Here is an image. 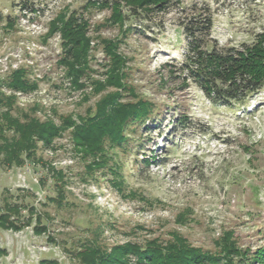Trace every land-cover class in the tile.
I'll use <instances>...</instances> for the list:
<instances>
[{
    "label": "rangeland",
    "instance_id": "1",
    "mask_svg": "<svg viewBox=\"0 0 264 264\" xmlns=\"http://www.w3.org/2000/svg\"><path fill=\"white\" fill-rule=\"evenodd\" d=\"M23 1L0 0V91L13 96L12 115L23 119L21 112H26L54 124L69 115L78 123L95 113L107 93L118 91L119 101L152 102L154 120L132 126L121 146H106L105 166L88 173L85 165L91 157L80 158L74 151L70 129L48 146L39 143L37 155L62 170L67 180L60 201L59 181L42 162L27 160L20 167L0 162V213H9L19 225L15 230L0 224V247L5 250L0 264H41L43 258L82 264L75 251L94 238L108 249L123 243L163 244L176 234L213 252L222 234L231 232L241 249L253 252L262 245L264 89L243 107L211 104L183 79L171 56L180 54L172 46L183 42L177 23L195 13L211 16L210 37L220 46L250 43L264 31V0H172L161 33L132 30L124 35L118 25L106 22L109 7L87 0H28L35 11L24 13L18 8ZM63 10L85 21L90 39L88 68L78 87L59 63L60 33L42 40L48 23ZM8 14L14 23L5 31ZM104 40L113 41L114 51L125 57L123 82L132 89L106 84L99 90L93 83H104L110 67ZM19 66L27 67V78L37 82L36 88L4 85ZM4 110L0 106V114ZM182 115L189 120L171 128ZM115 165L116 170L109 169ZM13 206L17 213L9 212ZM36 224L42 226L39 233Z\"/></svg>",
    "mask_w": 264,
    "mask_h": 264
},
{
    "label": "trees",
    "instance_id": "2",
    "mask_svg": "<svg viewBox=\"0 0 264 264\" xmlns=\"http://www.w3.org/2000/svg\"><path fill=\"white\" fill-rule=\"evenodd\" d=\"M172 0H87V4L98 7H109L110 15L106 22L118 25L121 35L127 31L143 34L161 33L164 28V16L170 11ZM20 8L34 12V5L24 0ZM181 20L177 26L181 28L183 42L181 46H172L180 50L177 56H171L177 70L184 80L192 82L203 96L214 105L227 108L243 107L249 97L264 89V31L256 33L250 43L238 45H219L210 37L213 21L210 15L195 13ZM14 17L8 14L3 29L13 28ZM61 36L62 52L60 64L66 66L72 86H82L79 82L81 73L88 68L90 39L86 36V23L75 15H67L60 11L48 23V30L42 40H46L54 32ZM104 51L110 58L104 83L93 81L101 90L106 84L121 89H132L123 82L125 57L114 49L113 41L104 40ZM27 67L19 66L4 79V85L19 90H30L37 86L34 79L27 78ZM1 86V83H0ZM118 91L107 93L97 104L96 111L75 123L71 116H61L60 123L50 120L41 121L37 116L21 112V117L12 115L13 96L0 91V106L5 110L0 114V162L6 166L20 167L25 161H40L42 165L53 170L54 179L59 181L57 188L59 201L64 199L63 186L66 179L62 170H55L50 163L37 155L40 143L48 146L52 140L64 130L70 129L74 143L73 148L80 158L91 157L85 165L86 172L96 167L105 166L106 146H121L128 140V132L132 126L142 124L148 118L154 120L153 103L144 98L119 101ZM36 108H34L35 110ZM189 120V119H188ZM185 115L177 116L175 124L186 123ZM109 168L110 170H116ZM55 170V171H54ZM85 172V173H86ZM115 186L122 184L113 181ZM56 184V183H55ZM117 184V185H116ZM9 212L17 213L16 206L9 207ZM9 213H0V224L6 228L19 229V225L9 218ZM36 217V222L38 220ZM179 218L185 220V216ZM41 225L34 226L37 233ZM5 250L0 247V255ZM75 256L82 264H264V241L253 252L241 249L233 239L231 232L222 234L215 251H206L188 244L185 239L175 234L171 241L161 243L146 242L142 245L123 243L108 249L101 246L94 238L76 249ZM41 264H57L43 258Z\"/></svg>",
    "mask_w": 264,
    "mask_h": 264
},
{
    "label": "built area",
    "instance_id": "3",
    "mask_svg": "<svg viewBox=\"0 0 264 264\" xmlns=\"http://www.w3.org/2000/svg\"><path fill=\"white\" fill-rule=\"evenodd\" d=\"M19 8V10L21 11V12H26L27 11V9L26 8H20V6L18 7ZM25 48V47H24ZM26 49L29 51V55H31L32 53L30 52V47H26ZM26 54H27V52H26Z\"/></svg>",
    "mask_w": 264,
    "mask_h": 264
}]
</instances>
